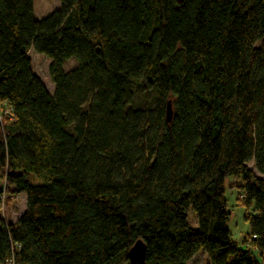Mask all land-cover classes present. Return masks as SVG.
I'll use <instances>...</instances> for the list:
<instances>
[{"label":"trees","instance_id":"obj_1","mask_svg":"<svg viewBox=\"0 0 264 264\" xmlns=\"http://www.w3.org/2000/svg\"><path fill=\"white\" fill-rule=\"evenodd\" d=\"M58 1L36 19L33 0H0V195L26 203L0 213V264H139L136 240L144 264L200 248L209 264H264V0ZM150 91L153 119L136 100ZM225 186L247 247L230 239Z\"/></svg>","mask_w":264,"mask_h":264},{"label":"rangeland","instance_id":"obj_2","mask_svg":"<svg viewBox=\"0 0 264 264\" xmlns=\"http://www.w3.org/2000/svg\"><path fill=\"white\" fill-rule=\"evenodd\" d=\"M59 5L60 3L58 0H33L34 16L36 19H41L52 11L58 9ZM28 56L31 61V68L33 72L41 79L46 89L49 92H52L54 85L51 82L48 74V64L50 60L46 56L35 52L32 48L28 50ZM75 64V60L69 59L64 62L63 66L66 71H69L75 67ZM136 100L138 105H141L142 107L146 106V104L150 105L149 107L147 106L149 108V112L146 111V113L151 114L153 119V116L156 114V111L152 108V104L155 100L154 93L152 91H150L148 94L139 92L137 94ZM7 108L8 107L6 105L0 104V113L6 111ZM224 196L226 198L227 211L229 212L226 227L229 230L230 239L239 248L247 247L248 242L244 241V238L249 232V226L248 223L243 219L244 208L242 205L238 204L236 200V190L229 189L225 186ZM25 204L24 195H19L15 200L10 201L9 203H6V196L4 195L5 219L9 222L17 220V218L23 213ZM187 223L192 228H196L197 226L196 214L191 209H188L187 211ZM233 263L234 259L232 256H230L227 260V264ZM186 264H209V256L203 248H200Z\"/></svg>","mask_w":264,"mask_h":264},{"label":"water","instance_id":"obj_3","mask_svg":"<svg viewBox=\"0 0 264 264\" xmlns=\"http://www.w3.org/2000/svg\"><path fill=\"white\" fill-rule=\"evenodd\" d=\"M172 115V109L170 101L166 103L165 107V118L166 121L169 122ZM144 253L145 246L141 240H136L134 244L129 248L127 252V257L130 262H137L139 264H144Z\"/></svg>","mask_w":264,"mask_h":264},{"label":"built area","instance_id":"obj_4","mask_svg":"<svg viewBox=\"0 0 264 264\" xmlns=\"http://www.w3.org/2000/svg\"><path fill=\"white\" fill-rule=\"evenodd\" d=\"M10 112H11L10 108H7L6 111H4L3 113L10 114ZM0 213L4 216V194L3 193L0 195Z\"/></svg>","mask_w":264,"mask_h":264}]
</instances>
